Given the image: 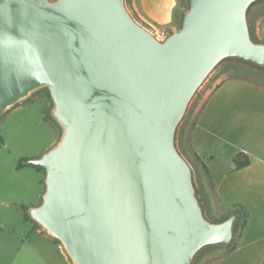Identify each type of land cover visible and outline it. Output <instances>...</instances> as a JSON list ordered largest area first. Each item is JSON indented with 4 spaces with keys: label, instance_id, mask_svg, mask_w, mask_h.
<instances>
[{
    "label": "water",
    "instance_id": "water-1",
    "mask_svg": "<svg viewBox=\"0 0 264 264\" xmlns=\"http://www.w3.org/2000/svg\"><path fill=\"white\" fill-rule=\"evenodd\" d=\"M163 36L128 0H0V117L46 88L61 133L27 214L72 264H194L227 247L237 209L209 216L180 132L230 62L264 72L251 16L264 0H185Z\"/></svg>",
    "mask_w": 264,
    "mask_h": 264
},
{
    "label": "crops",
    "instance_id": "crops-1",
    "mask_svg": "<svg viewBox=\"0 0 264 264\" xmlns=\"http://www.w3.org/2000/svg\"><path fill=\"white\" fill-rule=\"evenodd\" d=\"M175 5L176 0H132L130 7L143 23L166 30L173 27ZM251 23L264 43V5ZM187 147L209 201L226 213L237 207L246 212L234 247L226 253L219 248L221 254L206 264H264V82L243 75L220 79L194 114ZM17 238L18 251L32 253L40 243L57 261L72 264L61 243L36 223Z\"/></svg>",
    "mask_w": 264,
    "mask_h": 264
},
{
    "label": "rangeland",
    "instance_id": "rangeland-1",
    "mask_svg": "<svg viewBox=\"0 0 264 264\" xmlns=\"http://www.w3.org/2000/svg\"><path fill=\"white\" fill-rule=\"evenodd\" d=\"M131 1L128 0L130 6ZM185 9L186 1L176 0L175 20L172 22V28L156 29L150 24H144L163 36L167 31L178 28L180 13ZM232 75L248 76L264 82V72L230 62L217 68L206 80L193 99L180 132L181 148L194 165L196 161L187 150V135L191 121L196 110L216 83ZM51 106L50 94L46 88H42L0 117V264H65L62 260L57 261L52 250L43 248L40 243L37 249L32 250V253L17 249L20 244L17 236L24 232L25 227L35 223L30 218H26L27 208L40 203L44 190V182H42L44 171L34 164H24L17 168V163L20 159L39 157L59 138L61 130L50 115ZM198 179L202 194L207 200L209 216L213 219L223 217L226 212L209 201L199 173ZM239 229V226L235 227L231 242H234ZM55 241L60 245L59 240ZM222 251L219 248L206 250L194 264H206ZM29 254L34 256L30 258Z\"/></svg>",
    "mask_w": 264,
    "mask_h": 264
},
{
    "label": "trees",
    "instance_id": "trees-1",
    "mask_svg": "<svg viewBox=\"0 0 264 264\" xmlns=\"http://www.w3.org/2000/svg\"><path fill=\"white\" fill-rule=\"evenodd\" d=\"M175 12H176V5H175L174 11H173V21L175 20ZM23 160L24 159H20L19 160V162L17 163V168H20L21 166L24 165L23 162H22ZM40 169L43 171L42 168H40ZM236 209L239 212V218L236 221V226L235 227L239 226V228H241L244 225V223H245L246 212H245V210L242 207H237ZM26 218H29V217L26 216ZM233 247H234V244L231 242L227 247L224 248L225 253L228 252L229 250H231Z\"/></svg>",
    "mask_w": 264,
    "mask_h": 264
}]
</instances>
